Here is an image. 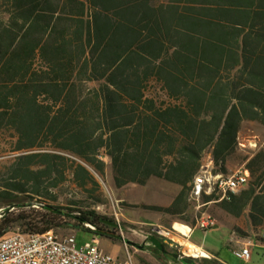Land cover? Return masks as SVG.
<instances>
[{
	"label": "trees",
	"instance_id": "16d2710c",
	"mask_svg": "<svg viewBox=\"0 0 264 264\" xmlns=\"http://www.w3.org/2000/svg\"><path fill=\"white\" fill-rule=\"evenodd\" d=\"M247 123L264 128V0H0V238L121 240L82 205L103 204L108 166L116 188L179 186L148 209L193 226L206 157L214 173L248 171L219 207L264 231V145L240 148ZM67 188L84 199H61Z\"/></svg>",
	"mask_w": 264,
	"mask_h": 264
},
{
	"label": "rangeland",
	"instance_id": "374dc122",
	"mask_svg": "<svg viewBox=\"0 0 264 264\" xmlns=\"http://www.w3.org/2000/svg\"><path fill=\"white\" fill-rule=\"evenodd\" d=\"M239 144L242 150L249 153L257 151L264 145V128L253 123L244 124L239 135ZM7 158L9 157L0 159L5 160ZM104 160L109 165L108 159L104 158ZM206 160L207 157L203 163ZM242 170V167H236L228 175ZM96 179L100 185L98 195L102 199L103 204L94 205L86 200L82 202V205L84 208H90L100 216L115 222L118 225L116 231L122 239L115 240L109 235H96L84 228L76 229L75 231L74 229L65 228L52 232L58 236L74 234L77 248L91 242L95 235L99 238L100 248L104 252L119 259H125L129 253L134 264H182L169 257H162L155 250L145 246L149 243V237H159L154 227L172 230L175 223L182 224L177 221L176 217L148 209L150 206L169 207L175 195L180 191L179 186L153 178L144 186L128 185L123 188H116L113 183L110 166H108L104 178L96 177ZM60 197L61 199H84L83 194L71 188L61 192ZM204 201L205 198L202 199V202ZM59 203L66 202L60 200ZM1 211L2 209H0V213ZM188 214L194 220L193 226L187 225L191 226L192 229V233L189 236L190 242L201 247L210 255L208 254L209 258H193L186 254L184 256L183 253H186L185 248L168 240V244L172 245L171 249L177 251L182 257L193 258L197 261V264H220L217 260L224 264H264V244L258 240L264 238V231H255L249 228L244 218L234 219L227 217L220 209L219 203L215 202L198 210L196 202L190 198ZM202 214L205 217L210 216L215 221V224H218L217 227H212L206 231L194 228L195 219ZM235 228L238 231L234 232ZM18 232L23 233V230L17 229L5 236ZM245 245H249L251 250V259L246 263L235 255V251Z\"/></svg>",
	"mask_w": 264,
	"mask_h": 264
},
{
	"label": "built area",
	"instance_id": "2783aa9c",
	"mask_svg": "<svg viewBox=\"0 0 264 264\" xmlns=\"http://www.w3.org/2000/svg\"><path fill=\"white\" fill-rule=\"evenodd\" d=\"M213 175H220V186L217 191H209V181ZM248 180V171L242 170L231 175L214 173L209 158L203 163L200 171L191 184L190 198L196 202L197 209L207 206L203 198L214 197L211 203L229 200L241 190ZM91 231L95 228L86 225ZM215 226V221L210 216L203 214L195 219L194 228L203 231ZM159 239L168 244L176 242L173 237L181 236L176 231L154 227ZM157 228V229H156ZM192 232V229L189 232ZM189 235L187 238L189 239ZM183 237V236H182ZM125 242V240L123 239ZM170 246H172L170 244ZM127 250V249H126ZM184 256L185 253H183ZM235 255L245 263L251 259L249 245L242 246ZM0 264H134L132 256L128 253L125 259L115 258L100 248L99 238L93 236L91 242L85 243L80 248L76 247L75 235L58 236L52 231L45 233H15L0 238Z\"/></svg>",
	"mask_w": 264,
	"mask_h": 264
},
{
	"label": "bare ground",
	"instance_id": "6f19581e",
	"mask_svg": "<svg viewBox=\"0 0 264 264\" xmlns=\"http://www.w3.org/2000/svg\"><path fill=\"white\" fill-rule=\"evenodd\" d=\"M220 186V175H213L211 181H209V191H217ZM173 230L176 231L181 236H174L173 239L178 242L181 246L185 248V254L193 258H209V255L202 250L200 247H197L192 242L188 241L187 236L190 232V227L175 223ZM183 236V237H182Z\"/></svg>",
	"mask_w": 264,
	"mask_h": 264
},
{
	"label": "flooded vegetation",
	"instance_id": "af4514ba",
	"mask_svg": "<svg viewBox=\"0 0 264 264\" xmlns=\"http://www.w3.org/2000/svg\"><path fill=\"white\" fill-rule=\"evenodd\" d=\"M114 224H116V223L109 221V222H107V227H108L110 230H112V229H117V227L114 226ZM151 237H155V236H151ZM155 238H157V237H155ZM157 239H158L162 244H164V248H163V249H159V248L155 247V246L151 243V241H150V237L148 238L149 243L146 244L145 246H147V247H149V248L155 250V251H156L159 255H161L162 257H169V258H171V259H174V260H176V261L182 263V262L178 259V257H182V256L179 255L177 251H175L174 249H171V246H170L169 244L165 243V241H163V240H161V239H159V238H157ZM143 248L145 249V247H143ZM146 249H147V248H146ZM196 262H197V261L194 260V264H197ZM182 264H183V263H182Z\"/></svg>",
	"mask_w": 264,
	"mask_h": 264
},
{
	"label": "water",
	"instance_id": "95a60500",
	"mask_svg": "<svg viewBox=\"0 0 264 264\" xmlns=\"http://www.w3.org/2000/svg\"><path fill=\"white\" fill-rule=\"evenodd\" d=\"M114 226H118L117 224H114ZM122 239V238H121ZM150 241L151 243L159 248V249H163L164 248V244H162L157 238L155 237H150ZM178 259L183 263V264H194V259L193 258H187V257H178Z\"/></svg>",
	"mask_w": 264,
	"mask_h": 264
},
{
	"label": "crops",
	"instance_id": "0c3cea01",
	"mask_svg": "<svg viewBox=\"0 0 264 264\" xmlns=\"http://www.w3.org/2000/svg\"><path fill=\"white\" fill-rule=\"evenodd\" d=\"M243 170H244V169H243ZM248 175H249V174H248ZM177 194H178V193H177ZM177 194H176V195H177ZM176 195H175V196H176ZM204 203H205V202H204ZM208 203L210 204L211 202H208ZM209 204H208V205H209ZM223 213H224V212H223ZM224 214H225V213H224ZM225 215H226V214H225ZM226 216L229 217V218H232V217H230V216H228V215H226ZM217 225H218V224H217ZM217 225L215 224L214 227H217ZM186 226H187V225H186ZM188 227H189V226H188ZM190 229H191V226H190ZM191 233H192V232H191ZM191 233H190V235H191ZM190 235H189V236H190ZM188 241H190V240L188 239ZM194 245H195V244H194ZM196 246H197V245H196ZM197 247H199V246H197ZM200 248H201V247H200ZM201 249H202V248H201ZM202 250H203V249H202ZM205 252H206V251H205ZM206 253L209 254L208 252H206ZM209 255H210V254H209ZM211 256L213 257V255H211ZM217 262H219L220 264H224L223 262H221V261H219V260H217Z\"/></svg>",
	"mask_w": 264,
	"mask_h": 264
}]
</instances>
